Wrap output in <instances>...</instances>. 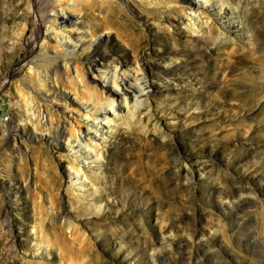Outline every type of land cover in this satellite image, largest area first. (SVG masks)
Returning a JSON list of instances; mask_svg holds the SVG:
<instances>
[{"label": "rangeland", "instance_id": "1", "mask_svg": "<svg viewBox=\"0 0 264 264\" xmlns=\"http://www.w3.org/2000/svg\"><path fill=\"white\" fill-rule=\"evenodd\" d=\"M189 2L0 0V264H264V0L193 35ZM93 72L147 94L71 152Z\"/></svg>", "mask_w": 264, "mask_h": 264}, {"label": "bare ground", "instance_id": "2", "mask_svg": "<svg viewBox=\"0 0 264 264\" xmlns=\"http://www.w3.org/2000/svg\"><path fill=\"white\" fill-rule=\"evenodd\" d=\"M69 1H72V0H69ZM223 3H224V0H201V1L193 0V2H189L185 7L181 8L182 14H185V12L187 14V11L190 12V14L186 15V17H187L186 23H184L185 28L191 33V35L199 34L201 31H203L202 29L204 27L211 29L213 27L212 23H211L213 20V17L211 15V13L208 12V10L212 11V13H215V11L222 13V14H220L219 17H224V19H222V20L219 19L218 22H216V23L219 24L220 26H226L227 22H229L228 17H229L230 11L225 10L226 6ZM71 4L72 5H70V7H62L61 6L58 9H50L49 11L51 13L47 14V15H49V18H50L48 20L49 25L44 30L46 34L40 35V38L43 39V41H45L48 37L51 38V34H52L53 35L52 39L54 42L53 49L56 48L57 53H59V54H65L67 52L66 50H67L68 45H66L65 40H68L69 44H70V42H72L70 35L67 33H64V30L66 28H68L69 26H70V29H78V26L76 25V18H74L72 13L68 10V9L75 10L76 5H73V3H71ZM202 4L203 5L207 4V5L203 7ZM211 6L215 9L212 10ZM30 8L28 7L27 10L29 11ZM76 10H78V9L76 8ZM213 21H215V20H213ZM220 26H218V27L221 29ZM86 33H87L86 35H81L78 38V40H81L82 38L89 37V39L86 42L87 43L86 45L89 47L92 44L93 39H92V35L89 34L88 31H86ZM16 34H18V33H16ZM219 34H221V33H219ZM73 42H75V41H73ZM41 46H42V48H45L46 44L43 45V43H42ZM42 52L44 53V50H42ZM67 65L72 66L73 71H75V73H77V74L79 73L78 64H76V63L73 64L71 62L70 64H67ZM35 67H37V66H35ZM29 68H31V67H28V69ZM106 71H108V70H106ZM93 73L96 74L100 78V82L95 83V86L97 87L98 93L96 94L95 98H93V100L90 103L84 102L81 104L83 109H84V111H83L84 116H87L84 119V121H82L85 125L84 126L85 128L82 130V129H77L74 126H71L72 131H71L70 137L67 139V141L70 144L71 152L80 153L84 146H89L92 142H94L95 144L99 142L97 140V136L93 133V132H98V130L100 128H102L101 126H103L102 124L99 123L98 118H105L106 119L109 116H112L114 118H118L122 111H124V110L126 111L129 109V104L132 103V105H134V103H137L136 99L139 96L147 94L146 88L145 89H143V88L134 89V87H132L131 85H127L126 82L120 81L119 79H117L115 74H112V73L109 74L108 73L106 75L105 72H103L101 74L96 73V72H93ZM31 74L34 75L35 72H33ZM133 77H135V76H133ZM140 87H142V86H140ZM141 100H142V98H141ZM143 102H144V100H143ZM92 130H93V132H92ZM72 177H73V180L81 182V180H79V178H81L82 175H81V171L79 168L75 169V167H74Z\"/></svg>", "mask_w": 264, "mask_h": 264}]
</instances>
